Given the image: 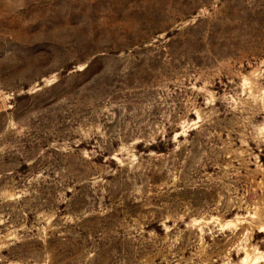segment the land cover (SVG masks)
I'll use <instances>...</instances> for the list:
<instances>
[{
  "label": "rangeland",
  "instance_id": "374dc122",
  "mask_svg": "<svg viewBox=\"0 0 264 264\" xmlns=\"http://www.w3.org/2000/svg\"><path fill=\"white\" fill-rule=\"evenodd\" d=\"M0 264H264V0H0Z\"/></svg>",
  "mask_w": 264,
  "mask_h": 264
},
{
  "label": "trees",
  "instance_id": "16d2710c",
  "mask_svg": "<svg viewBox=\"0 0 264 264\" xmlns=\"http://www.w3.org/2000/svg\"><path fill=\"white\" fill-rule=\"evenodd\" d=\"M162 148H164V147H160V150H162Z\"/></svg>",
  "mask_w": 264,
  "mask_h": 264
}]
</instances>
